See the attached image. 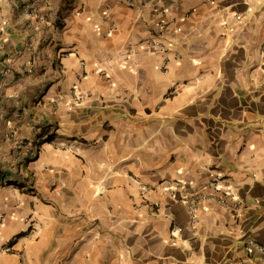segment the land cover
Wrapping results in <instances>:
<instances>
[{
	"label": "crops",
	"instance_id": "1",
	"mask_svg": "<svg viewBox=\"0 0 264 264\" xmlns=\"http://www.w3.org/2000/svg\"><path fill=\"white\" fill-rule=\"evenodd\" d=\"M248 238L264 0H0V264H264Z\"/></svg>",
	"mask_w": 264,
	"mask_h": 264
},
{
	"label": "built area",
	"instance_id": "2",
	"mask_svg": "<svg viewBox=\"0 0 264 264\" xmlns=\"http://www.w3.org/2000/svg\"><path fill=\"white\" fill-rule=\"evenodd\" d=\"M127 2L130 3V0H127ZM145 43L146 48L153 51L165 52L168 49L167 46L157 37L147 39ZM61 57H63V55H61ZM28 65L29 69H33V62H30ZM224 180L225 179L222 175H217L213 181L205 185L203 190L192 192L191 194H185L181 198L182 203L185 205L187 213L191 219V223H195L197 218V209L202 202L208 199H215L219 204H225L229 197L235 200L236 193L234 194L229 186L220 185ZM206 189H211L212 193H208ZM246 244L249 248L258 251L259 253H264V245L260 244L253 238H248Z\"/></svg>",
	"mask_w": 264,
	"mask_h": 264
}]
</instances>
